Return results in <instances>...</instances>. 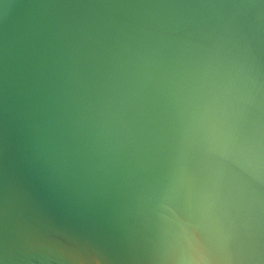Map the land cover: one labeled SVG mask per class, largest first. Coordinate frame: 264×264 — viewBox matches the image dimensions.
<instances>
[{
  "label": "water",
  "instance_id": "1",
  "mask_svg": "<svg viewBox=\"0 0 264 264\" xmlns=\"http://www.w3.org/2000/svg\"><path fill=\"white\" fill-rule=\"evenodd\" d=\"M0 264H264V0H0Z\"/></svg>",
  "mask_w": 264,
  "mask_h": 264
}]
</instances>
